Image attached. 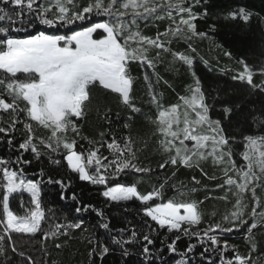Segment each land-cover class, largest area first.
Listing matches in <instances>:
<instances>
[{
  "label": "snow or ice",
  "instance_id": "6c2138e0",
  "mask_svg": "<svg viewBox=\"0 0 264 264\" xmlns=\"http://www.w3.org/2000/svg\"><path fill=\"white\" fill-rule=\"evenodd\" d=\"M213 7L211 0H0V144L11 153L0 156V256L7 264L12 259L5 243L13 254L36 264L32 256L18 252L13 234H42L43 241L64 249L77 239V231L89 246L88 264H105L109 256L117 257L113 264H127L133 255L139 264H168L165 249L168 257L180 252L174 264H194L197 255L199 264H264L256 238L264 229V39L247 46L250 52L258 49L254 60H236L240 68L231 80L237 84L206 87L196 61L209 71L213 68L198 42L208 40L224 57L234 59L215 39L218 24L208 22ZM223 18L243 22L241 41L252 32L253 21L264 36V7L254 11L240 6ZM162 22H167L163 30ZM149 27L156 28L155 35L145 33ZM180 43L186 45L184 50L173 47ZM161 65L171 72L186 66L192 78L176 103L163 99L161 86L171 84L161 75ZM134 66L143 70L154 119L137 104L140 78L133 75ZM112 98L127 113L121 117L116 112L119 129L113 127ZM93 107L106 125L99 139L83 134ZM146 115L155 128L156 151L162 154L155 168L141 159L148 142L139 147L133 135L138 116ZM233 121L249 125L255 134L241 131L238 141L226 132ZM240 143L244 150L238 163L235 146ZM41 161L43 166L30 176L28 167ZM209 161L219 175L205 170ZM181 168L197 169L202 177L222 182L209 187L193 176L186 184L177 178ZM69 172L82 182L103 186L100 195L106 204L139 202L140 219L115 228L103 209L84 204L76 192L68 195ZM136 174L135 181L125 179ZM144 177L152 181L151 190H139ZM48 186H58L60 200L76 204L73 218L61 222L51 208L46 214L43 197ZM200 190L205 192L203 200L192 199ZM169 191L174 194L166 195ZM207 200L231 207L219 217L212 211L203 226L206 213L201 206ZM88 213L97 217L91 234L84 219ZM95 229L107 240L96 237ZM234 232L243 234L247 252L229 242L228 234ZM153 233L164 237L159 247ZM185 238L195 242L181 251L178 242Z\"/></svg>",
  "mask_w": 264,
  "mask_h": 264
},
{
  "label": "trees",
  "instance_id": "16d2710c",
  "mask_svg": "<svg viewBox=\"0 0 264 264\" xmlns=\"http://www.w3.org/2000/svg\"><path fill=\"white\" fill-rule=\"evenodd\" d=\"M211 3L215 5V7L211 8L210 11L213 13V18L210 19L209 23H217L219 26V33L216 35L215 39L218 43L223 44L226 49L233 52L234 59L229 60L227 57L223 56V53L220 49L215 47V44L212 42L205 40L202 42H198V50L210 61V67L213 68V71H209L199 60L196 61L195 68L198 73L203 78V82L206 87L215 86L216 84L219 87L223 88L227 85L231 88L233 85L238 82L232 81L231 76L235 74V70L240 68V66L236 63V60L242 56H247L249 60H254L258 55V49L256 52H250L247 50V46L251 44L252 46H257L259 41L264 39V36L261 35L258 30L255 21L252 22V32L248 34L246 40L241 41L240 37L243 36V33L239 31L243 22H234L231 20H225L223 17L229 10H235L240 6H245L254 11H260L262 7H264V0H211ZM167 22L160 23V29L163 30L166 26ZM200 27H203L204 22H198ZM42 27V26H41ZM143 27V25H142ZM39 30V29H38ZM63 31V30H61ZM145 33L148 35H155L156 28L149 27L144 29ZM247 31V29H245ZM174 48L179 50H184L186 45L183 43L174 44ZM168 59H171L168 57ZM217 59L219 60V64H217ZM231 68L233 71L226 72L221 74L220 68ZM179 70L175 72L166 71L165 66L161 65L159 67V71L161 75L164 76L165 79L169 81L171 87L168 88L166 86H161L160 90L163 91L164 96L163 99L167 103H176L179 95L185 94V89L189 84H192V78L188 74L186 66L180 67ZM133 75L140 78V82L136 88V96H137V104L138 106H143V111L155 118V109L150 108L147 104L149 97L147 96V87L143 82V70H141L138 66H134ZM257 82L259 77L256 78ZM211 90V88H209ZM255 99V97H253ZM109 107L112 109V119L114 121V128H120V121L116 120V112H120L121 117H124L127 113L123 109V106L118 103L115 98H112L109 102ZM218 107V106H217ZM213 118H216V113H212ZM103 122L98 121L96 116L95 107H93L90 112L87 120L83 125V134L88 136L89 138L99 139V132L105 130V126H102ZM123 131V130H122ZM155 131L154 126L151 124L149 119L146 116H138L137 126L133 128L134 137H138V146L143 147V141L148 142V148L146 151L141 153V159H146V163L150 162L152 167H156L158 162H162V154L156 151V143L155 137L152 135ZM241 131H245L246 134L254 133V129L249 125L242 124L240 126H236L235 121H233V126L226 129L228 134H233L237 136V140L240 141L242 138L240 136ZM19 133H17V137L19 139ZM81 143H86L85 141H81ZM236 147V159L238 163L241 161L240 152H242L243 145L242 143L238 144ZM107 154V152H105ZM11 155L7 146L4 144H0V156L7 157ZM31 158V157H29ZM46 159V158H45ZM44 161H41L40 164L33 163L28 167V173L31 176L32 173L36 172L40 166H43ZM205 170L209 173V175L215 172L219 175L218 169H214L211 165V162H207L203 165ZM172 169H168L167 174H171ZM61 173L64 174V170L61 169ZM165 173L161 172L160 175L163 177ZM67 176L71 177L72 184L71 188L68 190V195L71 192H76L77 196L81 199L84 204H92L96 207L103 209L105 213L110 217L112 225L115 228H120L124 226L125 221L131 220L136 222L140 219L141 213L139 212L140 204L139 202H127L121 203L119 206L116 204H106L105 199L100 195L103 190V186L91 185L86 182L80 181L76 176L72 173H66ZM139 174L129 175L125 177L127 181H135L138 178ZM193 176H196L197 179H200L203 184L209 185V187H214L215 184L221 183L222 181H210L201 176V173L197 169H185L181 168L177 172L178 180L184 181L186 184L191 180ZM191 186V185H189ZM152 181H150L147 177L143 178L142 183L139 185V190L146 191L151 190ZM199 187V186H198ZM43 201L46 206V214L47 208L53 209L57 219L61 222L65 221V219H71L75 215L74 209L76 204L71 199L60 200L59 193L60 189L58 186H48L44 190ZM174 193L169 191L166 195L171 196ZM221 192H215L213 195H222ZM205 196V192L200 190L194 194H192V199L203 200ZM15 208V204L11 205ZM205 211V219L203 222V226H207V223L210 222L208 214L212 211H216L219 215L223 214L226 209L230 208L231 205H226L223 201L220 200H207L201 206ZM18 214H23L22 212H18ZM217 217V218H218ZM84 219L87 222L89 233L93 232V226L96 224L97 217L93 213H88L84 216ZM44 231H48L47 224L44 225ZM77 239L75 241H71L69 245L64 249H56L51 240L43 241L41 239L42 234H37L36 236H30L28 234H13V239L16 242L18 252H24L26 256L30 255L36 261V264H88L87 262V249L88 245L86 243H82L84 234L79 231L76 232ZM95 235L98 238H102L107 240L106 234L99 229H95ZM156 239V247L160 246L161 239H164L163 236L153 233ZM228 240L230 243H235L239 246L240 250L243 252H247V248L245 246V240L242 233H231L228 234ZM256 238L259 246V253H264V229L258 231L256 233ZM168 241L165 240V243ZM189 242V239L185 238L178 242V249L183 250ZM8 250V255L12 259V264H28L27 259L20 257L18 254H13L11 252L10 246L5 243L4 245ZM201 249L197 248V253ZM46 252L48 253L46 255ZM258 253V254H259ZM166 258L168 259V264H174V261L180 258V252L175 256L168 257L167 250L165 249ZM215 258V257H214ZM117 259V257L109 256L105 264H113V261ZM0 264H7L5 258L0 256ZM127 264H139L137 256L133 255L128 258ZM194 264H199L198 255L195 257Z\"/></svg>",
  "mask_w": 264,
  "mask_h": 264
}]
</instances>
